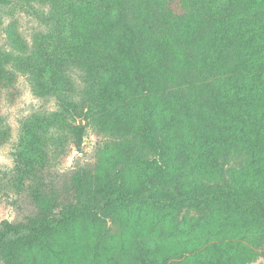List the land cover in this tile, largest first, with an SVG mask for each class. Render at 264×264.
<instances>
[{
	"label": "trees",
	"instance_id": "obj_1",
	"mask_svg": "<svg viewBox=\"0 0 264 264\" xmlns=\"http://www.w3.org/2000/svg\"><path fill=\"white\" fill-rule=\"evenodd\" d=\"M40 1L51 5L53 28L30 51L21 43L17 55L0 48V92L16 84L20 70L30 74L39 95L72 96L75 83L69 71L79 68L86 83L82 97L86 115L102 132L130 135L132 142L124 150L128 161L151 169L147 184L134 175L124 177L123 172L113 175L110 158L77 171L69 179L71 196L56 204L53 199L44 201L47 205L25 221L0 223L4 263L30 264L24 252L36 249L64 264L59 256L70 257L73 248L79 253L75 244L84 232H107L109 222L134 228L132 234L144 229L148 235L142 243L134 236L123 239L117 254L111 246L91 245L97 263L250 261L251 248L231 238L239 236L238 230L264 229V194L256 188L260 189L263 168L252 180L230 186L210 182L223 152L235 147L256 153L261 137L264 144V36H260L264 30L249 35L259 21L264 22V0H178L179 13L171 0H116L122 6L119 15L110 0ZM173 89L185 105L181 120L157 121L158 128H164L160 139L145 135L142 109L148 111L155 100L172 108ZM155 111L165 114L159 104ZM57 121L48 118L39 124L42 133L28 130L20 152V178L43 180L49 158L42 137L58 126ZM73 128L82 138L84 127ZM9 134L0 110V139ZM133 141L139 142L137 152ZM165 142L177 148L173 154L182 162L172 163L177 171L165 158ZM150 145L158 155L155 161L146 157ZM179 208L196 209L204 216L180 221L175 214ZM239 213L244 220L236 221ZM180 252L188 255L170 261ZM70 260L65 264L82 261Z\"/></svg>",
	"mask_w": 264,
	"mask_h": 264
},
{
	"label": "rangeland",
	"instance_id": "obj_2",
	"mask_svg": "<svg viewBox=\"0 0 264 264\" xmlns=\"http://www.w3.org/2000/svg\"><path fill=\"white\" fill-rule=\"evenodd\" d=\"M110 1V6L116 12L115 15L121 14L119 11L122 10V6L116 0ZM177 1L171 0V5L173 10L179 13L182 10H180V5L176 6ZM172 16H174V12ZM53 24L51 5L48 3L40 0H11L7 4L1 3L0 48L5 53L9 52L12 55H17L20 52L18 48L21 43L27 51H30L34 49L35 42L41 35L51 32ZM262 24L264 26V22L259 21L249 35L256 36L259 31L262 32L261 30H264ZM260 36H264V31ZM249 40L252 39L247 41ZM228 47L232 49L230 46ZM12 66L14 65L10 67ZM69 76L75 83V92L72 96L39 95L33 87L30 74L20 70H17L16 84L2 89L0 92L1 116L5 119V124L10 131L7 139H0V223L4 220L12 222L25 221L29 216L37 213L47 205L44 201L53 199L52 202L55 204L62 202L66 197L71 196L68 192L71 176L77 171L90 168L102 159L110 158L112 160L111 171L113 175L117 172H123L124 177L134 175L141 178L143 184H147L146 182L149 180L147 172L151 167L144 170L143 166L137 163L136 160L128 161V151L124 152L127 146L126 143L132 142L131 136L121 135L119 132L113 133L109 130L102 132L96 129L92 118L86 115L87 108H84L82 103L84 87L86 86L83 78L84 71L79 68H72L69 71ZM168 90L169 88L165 92ZM175 90L173 89L171 93L172 108L168 107L169 103L164 104L155 100L148 111L144 112L142 109L141 119L146 124L142 132L145 131V135L148 133L150 137L160 139L165 134L164 128H158L157 121L164 118L165 122L163 124H165L168 120H181L185 105L178 98ZM158 104L159 109L165 110V114H157L155 109H157ZM153 111H155V115L152 118ZM48 118L57 119L56 124L58 126L46 130L42 137L46 145L44 152L46 156L48 154L49 158L48 165L44 169L43 180L20 178L21 174L18 172V166L24 137L30 129H36L38 133H42L43 127H40L39 124L44 123ZM77 125L84 127L85 132L82 138L78 137L73 130V127ZM169 141L170 138H168ZM262 141V137L258 138V148L260 150L256 153L238 150L235 147L231 148L232 151L223 152L218 159L219 169L216 178L210 183H217L222 187H226L230 184H237L239 180L246 181L249 178L252 180L256 170L263 168L260 170L263 177L260 178L258 183L260 189L256 188L264 194V146H261ZM168 142L163 143L168 150L165 158L172 166V170L177 171V165L174 164L182 162L173 154V152H177V148H171ZM138 143L133 141V151H138ZM151 148L153 147L150 145L148 150L145 149L146 157L151 161H155L158 155L151 151ZM194 158L196 159V157ZM203 180L206 181L205 177ZM155 212L157 213L158 210ZM175 214L180 221L190 220V217L199 220L197 218L204 216L198 210L189 208H179L175 210ZM122 215L124 221L129 225L130 221L126 214L122 212ZM219 216H221L220 213ZM242 218L239 213L236 216V221ZM109 226L111 228L104 233H100L97 229L84 232L75 244L79 248L78 258L76 250L73 248L70 257L59 256L60 262L62 263V260H65V264L76 253L74 260L82 259L81 264H89V262H92L91 264H108L104 259L97 263L94 253L90 252L89 247L98 244L101 246L108 245L113 247L112 250H115L116 253L122 251L123 239L128 240L134 236L142 243L143 238L148 235L147 230L144 229L143 231L135 229L132 234L131 231L134 228H131L130 231L127 225V227L117 224L114 226L109 222ZM246 231L247 229L238 230L239 236L231 239L238 241L243 247L249 246L251 248L253 256L246 264H264L263 226L258 230ZM131 244L129 243V245ZM125 245L127 246V244ZM25 253L29 255L30 264H56L59 261L57 258H50L48 254L36 249L33 251L25 250ZM187 255V252L174 254L170 261L183 260V257ZM74 260H70V263ZM121 260L122 258H119V261ZM0 264H5L1 255Z\"/></svg>",
	"mask_w": 264,
	"mask_h": 264
},
{
	"label": "water",
	"instance_id": "obj_3",
	"mask_svg": "<svg viewBox=\"0 0 264 264\" xmlns=\"http://www.w3.org/2000/svg\"><path fill=\"white\" fill-rule=\"evenodd\" d=\"M80 124H82V122H80Z\"/></svg>",
	"mask_w": 264,
	"mask_h": 264
}]
</instances>
